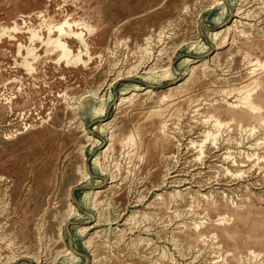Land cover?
Wrapping results in <instances>:
<instances>
[{"label": "rangeland", "instance_id": "374dc122", "mask_svg": "<svg viewBox=\"0 0 264 264\" xmlns=\"http://www.w3.org/2000/svg\"><path fill=\"white\" fill-rule=\"evenodd\" d=\"M0 264H264V0H0Z\"/></svg>", "mask_w": 264, "mask_h": 264}, {"label": "bare ground", "instance_id": "6f19581e", "mask_svg": "<svg viewBox=\"0 0 264 264\" xmlns=\"http://www.w3.org/2000/svg\"><path fill=\"white\" fill-rule=\"evenodd\" d=\"M221 3V2H220ZM241 14V12L240 11H238L237 12V17L239 16V14ZM249 15L247 14L246 16L245 15H242L241 16V19H246L247 17H248ZM235 22H237V20H235ZM65 24V23H64ZM69 26V25H68ZM70 27H71V25H70ZM232 27V26H231ZM59 28V27H58ZM69 28V27H68ZM50 29V28H49ZM51 30V29H50ZM69 31H70V29H68ZM52 31V30H51ZM74 31V30H73ZM36 32V31H35ZM53 32V31H52ZM66 32V29H65V27L63 28V26H61L60 28H59V33L60 34H58L60 37L61 36H63L64 35V37H65V35L67 34V36H68V34L69 33H65ZM72 32V31H71ZM49 33H51L50 31H49ZM33 34H34V36L30 39L31 40V42H35L36 40H37V37L38 36H36V34L33 32ZM52 34V33H51ZM74 35L76 34L75 32L73 33ZM37 35H38V33H37ZM78 35H79V37L81 36V34L80 33H78ZM77 35V36H78ZM52 36V35H51ZM58 36V37H59ZM70 36V35H69ZM72 36V35H71ZM76 36V35H75ZM76 36V37H77ZM38 38H40V36L38 37ZM49 38L50 37H48V40H49ZM71 38V37H70ZM81 39H82V37H80ZM79 38V39H80ZM53 39V38H52ZM65 39H66V37H65ZM39 40V39H38ZM41 40L43 41V39L41 38ZM46 41V42H49V41ZM62 41V40H61ZM59 39H55V40H52V44L51 45H53L54 46V43H55V46H54V48H59V49H61L60 50V53H59V58H58V61L59 62H65L66 64H67V66H72V65H78V64H80L79 62L81 61L80 59H77V57H76V59L73 57V55H72V57L73 58H71V51L70 50H68L67 48L69 47V46H65V44H63L62 42H61ZM83 41V40H82ZM84 42H85V40H84ZM50 43L51 42H49V46H50ZM83 44H85V43H83ZM48 45V44H47ZM22 46V45H21ZM86 46H87V44H86ZM52 47V46H51ZM67 47V48H66ZM85 47V46H84ZM21 48L22 47H19V50H21ZM27 48V47H26ZM50 48V47H49ZM53 48V49H54ZM50 49H52V48H50ZM70 49V48H69ZM86 49V48H85ZM55 50V49H54ZM87 50V49H86ZM27 51L28 52H30L31 53V55H34L35 54V60H36V57L38 58V55L35 53L36 52V49H35V47H29V48H27ZM58 51V50H57ZM28 52H27V54H28ZM79 53V52H78ZM81 53V52H80ZM85 53H88V52H85ZM82 55V54H81ZM85 55H87V54H85ZM160 55V54H159ZM75 56H77V55H75ZM84 56V55H83ZM27 57V56H26ZM29 57V56H28ZM78 57H81V56H78ZM83 59V58H82ZM26 61H27V59H25ZM34 60V59H33ZM34 60V61H35ZM29 61V60H28ZM28 63V62H27ZM30 63V62H29ZM28 63V64H29ZM84 63V62H83ZM25 64V63H24ZM28 64H26V65H28ZM148 64V63H147ZM211 64V63H210ZM30 65H31V63H30ZM145 65V64H144ZM195 65V64H194ZM245 65V64H244ZM29 66V65H28ZM146 66V65H145ZM148 66V65H147ZM30 67V66H29ZM26 68H28L27 66H26ZM25 68V69H26ZM31 69H33V68H29V70H31ZM250 72H252V71H250ZM29 73H30V71H29ZM120 79V78H119ZM171 87V86H170ZM173 87V86H172ZM131 94V93H130ZM137 94V93H136ZM134 95H135V93H134ZM152 95V94H151ZM125 97V96H124ZM126 98V97H125ZM122 99V98H121ZM123 100V99H122ZM217 123V122H216ZM220 123V122H219ZM208 135H209V133H208ZM206 140V139H205ZM208 141V140H207ZM214 141V140H213ZM204 144V143H203ZM201 146H203V145H201ZM219 149L221 148V146L220 147H218ZM218 150V149H217ZM216 152V151H215ZM214 152V153H215ZM204 156V155H203ZM233 177V176H232ZM87 178H88V176H87ZM90 178V177H89ZM115 180V179H114ZM227 185V184H226ZM109 187V186H108ZM100 191V190H99ZM71 192V191H70ZM95 192H97V191H95ZM98 193V192H97ZM142 199V198H141ZM142 203V202H141ZM137 218V217H136ZM103 221V220H102ZM135 221V220H134ZM132 223V222H131ZM137 224V223H136ZM137 230V229H136ZM135 231V230H134Z\"/></svg>", "mask_w": 264, "mask_h": 264}]
</instances>
